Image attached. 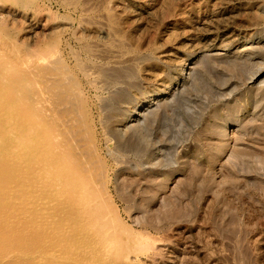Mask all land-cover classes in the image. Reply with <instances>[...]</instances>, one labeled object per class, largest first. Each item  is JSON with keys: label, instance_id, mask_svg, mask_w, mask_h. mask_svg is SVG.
I'll use <instances>...</instances> for the list:
<instances>
[{"label": "rangeland", "instance_id": "1", "mask_svg": "<svg viewBox=\"0 0 264 264\" xmlns=\"http://www.w3.org/2000/svg\"><path fill=\"white\" fill-rule=\"evenodd\" d=\"M38 1L39 13L0 6V23L31 48L61 32L110 197L153 241L141 262L264 264V0ZM92 63L97 76L80 68Z\"/></svg>", "mask_w": 264, "mask_h": 264}, {"label": "bare ground", "instance_id": "2", "mask_svg": "<svg viewBox=\"0 0 264 264\" xmlns=\"http://www.w3.org/2000/svg\"><path fill=\"white\" fill-rule=\"evenodd\" d=\"M73 1L69 0L67 5L73 4ZM37 2L39 1L0 0V6L16 5L24 11L34 13L38 7ZM103 3L104 1L101 5ZM111 5H106L107 9ZM70 6L73 8L76 5ZM100 6V10L105 7ZM86 9L89 10L88 7ZM84 10L79 12L83 13ZM45 15L47 13L43 16ZM54 15L53 13L51 16ZM0 17H3L1 13ZM53 18L56 20L59 17ZM62 19L68 22L71 18ZM45 20L40 24L45 23ZM2 23L0 42L7 41V44L0 47V264H143L141 258L154 248L153 241L124 223L110 197L108 169L98 154L96 143L94 144L90 116L85 100L81 98L82 92H79L80 85L73 79L66 64H62L60 38H57L61 32L58 36L53 34L54 38L50 39L49 44L37 45L32 40L33 47L35 44L37 46L31 48L20 45L16 34L7 27L9 25ZM28 23L26 21L25 24ZM107 26L101 27L106 29ZM103 28L101 30L98 26L101 30L99 33H111ZM51 30L55 32L54 28ZM51 30L47 28V37L49 31L52 33ZM78 52L80 53V49ZM90 55L92 57L93 53ZM80 60L83 62L82 58ZM85 63L88 65L89 62ZM93 64L89 68L87 66V70L86 67L80 68L90 75ZM95 73L96 70L92 75L97 76L98 73ZM116 77L113 76L115 80ZM97 81L96 78L95 82ZM96 85L95 83V87Z\"/></svg>", "mask_w": 264, "mask_h": 264}]
</instances>
